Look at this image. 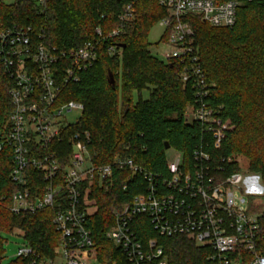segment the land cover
Returning <instances> with one entry per match:
<instances>
[{"label":"trees","instance_id":"16d2710c","mask_svg":"<svg viewBox=\"0 0 264 264\" xmlns=\"http://www.w3.org/2000/svg\"><path fill=\"white\" fill-rule=\"evenodd\" d=\"M128 0H48L40 11L31 0H0V31L6 27L31 26L44 34V44L57 51H76L85 43L97 45V60L79 73L77 82L61 84L59 104L77 102L83 111L76 123L63 133L61 143L50 149L62 168L72 152L69 142L75 132L91 135L90 156L95 165H106L115 156H125L153 175L166 177L167 150L180 151L190 160L200 132L183 121V112L192 102L193 90L179 78L176 65L153 57L147 35L151 27L166 16L158 0H137L134 19L123 25L119 36L108 40L120 28L119 15ZM194 42L206 80L212 85L209 103L220 107V118L229 126L224 132L220 158L244 157L248 172L264 184V0L241 6L236 22L229 28H214L192 17ZM100 29L101 37L96 35ZM113 45L120 58L109 57ZM118 46H123L119 48ZM113 76L114 87L108 77ZM12 80L0 64V131L12 109L9 90ZM148 89L147 100L133 101L132 92ZM166 144L169 145L165 149ZM12 151H0V259L3 233L22 232L35 259L56 256L59 233L52 223L57 206L34 213L10 211L11 197L21 188L11 182ZM230 172L238 171L232 164ZM27 188L41 197L47 183L31 167L26 170ZM128 171L114 170L112 185H94L92 197L98 210L88 221L92 239L103 264H127L122 252L112 246L105 233L113 224V212L144 191L141 175L127 179ZM264 243V211L259 218ZM142 243L155 238L163 249L166 264H208L211 251L185 237H161L148 226L138 228ZM30 257H16L8 264H30ZM155 264V263H148Z\"/></svg>","mask_w":264,"mask_h":264},{"label":"built area","instance_id":"2783aa9c","mask_svg":"<svg viewBox=\"0 0 264 264\" xmlns=\"http://www.w3.org/2000/svg\"><path fill=\"white\" fill-rule=\"evenodd\" d=\"M11 4L15 0H1ZM40 11L48 0H31ZM128 0L119 15L120 28L108 35L119 36L123 25L134 19ZM252 0H158L166 16L161 43L168 50L163 62L176 65L179 78L193 90V99L183 112V121L200 132L190 160L180 151L167 150L166 177H158L125 156H115L106 165H95L90 156L88 131L70 136L72 152L62 168L51 147L61 143L71 124L66 115L83 111L77 102L59 104L61 84L77 82L79 73L97 60V45L85 43L73 51H57L44 44V34L31 26H12L0 31V64L12 80L8 94L12 109L6 127L0 131V151H12L10 180L21 189L11 197L10 211L29 212L54 208L52 219L59 233L56 256L35 259L27 245L16 257L32 256L30 264H87L98 258L88 221L98 206L92 197L94 185L110 187L114 170L139 174L144 191L113 212V224L105 233L112 246L124 255L127 264H166L163 249L155 238L142 243L138 228L150 226L161 237H185L211 254L208 264H264V243L260 237V216L251 212L243 192L244 177L237 157L216 155L229 126L220 118V107L208 101L212 85L206 80L194 42L192 17L214 28H229L238 9ZM96 35L101 37L100 29ZM117 52L110 45L108 53ZM77 122V121H76ZM74 122V123H76ZM236 164L238 171L230 172ZM31 167L47 183L41 197L25 188L26 170Z\"/></svg>","mask_w":264,"mask_h":264},{"label":"rangeland","instance_id":"374dc122","mask_svg":"<svg viewBox=\"0 0 264 264\" xmlns=\"http://www.w3.org/2000/svg\"><path fill=\"white\" fill-rule=\"evenodd\" d=\"M164 34L163 27L156 23L148 32L147 39L150 44L149 52L150 54L163 62V57L167 52L168 48L161 43V38ZM120 58V52H111L109 57ZM149 97V90L143 89L140 94L138 92H132L133 101H137L139 98L141 100H147ZM82 112L73 111L66 115L67 121L74 123L76 122ZM239 160L240 172L244 177L243 192L246 194V200L251 212L255 215L260 216L264 211V184L260 181V178L255 175H251L248 172V162L244 157H237ZM93 192V191H92ZM95 200V199H94ZM97 204V202H96ZM4 239L2 251L3 255L0 259V264H8L16 258L18 249L26 246L25 239L22 232L13 231L12 233H3L1 235ZM47 259V260H52ZM87 264H103L98 258L93 257Z\"/></svg>","mask_w":264,"mask_h":264},{"label":"water","instance_id":"95a60500","mask_svg":"<svg viewBox=\"0 0 264 264\" xmlns=\"http://www.w3.org/2000/svg\"><path fill=\"white\" fill-rule=\"evenodd\" d=\"M119 48H123V46H118ZM171 66V65H170ZM108 83L109 85H111L112 87H114V79L112 75H109L108 77ZM169 145L166 144L165 149H168Z\"/></svg>","mask_w":264,"mask_h":264}]
</instances>
